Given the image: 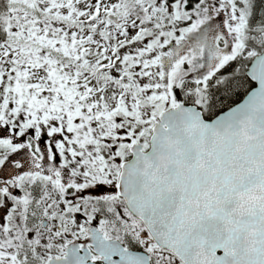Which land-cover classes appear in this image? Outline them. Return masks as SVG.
<instances>
[{"label": "snow or ice", "instance_id": "6c2138e0", "mask_svg": "<svg viewBox=\"0 0 264 264\" xmlns=\"http://www.w3.org/2000/svg\"><path fill=\"white\" fill-rule=\"evenodd\" d=\"M0 264H264V0H0Z\"/></svg>", "mask_w": 264, "mask_h": 264}]
</instances>
